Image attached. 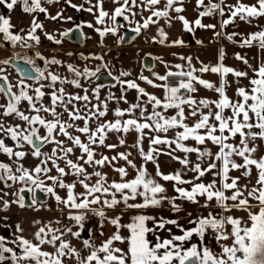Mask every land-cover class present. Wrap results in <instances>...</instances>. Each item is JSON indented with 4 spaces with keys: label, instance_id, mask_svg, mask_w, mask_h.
I'll return each mask as SVG.
<instances>
[{
    "label": "snow or ice",
    "instance_id": "1",
    "mask_svg": "<svg viewBox=\"0 0 264 264\" xmlns=\"http://www.w3.org/2000/svg\"><path fill=\"white\" fill-rule=\"evenodd\" d=\"M0 7L29 18L0 14V264H264V0ZM85 28L101 51H65ZM126 28L164 51L117 67L104 41ZM225 42L247 50L233 54L243 67ZM194 45L215 61L171 51ZM24 211L49 215L26 227Z\"/></svg>",
    "mask_w": 264,
    "mask_h": 264
},
{
    "label": "rangeland",
    "instance_id": "2",
    "mask_svg": "<svg viewBox=\"0 0 264 264\" xmlns=\"http://www.w3.org/2000/svg\"><path fill=\"white\" fill-rule=\"evenodd\" d=\"M106 7L110 8L111 4H106ZM1 14V13H0ZM188 15L191 17L193 15L191 8H189L188 11ZM205 22H209V21H205ZM264 23V22H262ZM180 30V26L179 24H177L172 30H171V34L173 37H175L178 32ZM240 31L244 32V31H251L252 29H249L247 25L241 24L240 26ZM154 31V30H153ZM229 31H231V28L229 29ZM198 37H208L211 35L210 32H198L197 33ZM186 40H190V37L188 35H185L184 37ZM118 37L109 35L105 38L104 43L111 48L112 52H111V56L114 57V61L115 63H117L118 67H123L125 69H139L141 67V63L142 58L144 57L145 54L151 52V53H159L162 50L161 48H159L158 46H149L148 44L144 43L142 41L141 38H137L131 45L128 46H117V41ZM205 42L207 43V40H205ZM227 43V42H225ZM112 46V47H111ZM229 46H227L226 50L228 53V58L226 60V63L229 65H234L237 67H243V65L239 64L238 61H236L233 56L229 55L230 52L228 51ZM101 50V49H99ZM138 50H142V52H140L139 55H137ZM171 51H191L193 54H198L201 59L205 60V62L207 61H215L216 58V47L214 46H210L207 49H198L195 45L193 46V48L191 50L189 49H172ZM247 51V50H246ZM243 52V51H241ZM255 53V49H252L251 52H249V55H253ZM170 58V57H169ZM162 71V69H161ZM147 74V73H146ZM206 78H210L212 80H216L217 77H215L214 75L212 76H208ZM149 91H152L151 88H149ZM135 93H131L130 94V99L132 98V96H134ZM201 95H209L211 96L212 93L210 92H202ZM132 137H129V140L131 142ZM115 140V137H113V141ZM31 162V161H30ZM169 192H171V189L169 188ZM14 211H16L14 209ZM34 215H38V216H47L49 215L46 212H41L38 214H34L30 211H24L20 213V219L25 221V226L27 227V221L32 219ZM18 217V216H17Z\"/></svg>",
    "mask_w": 264,
    "mask_h": 264
},
{
    "label": "crops",
    "instance_id": "3",
    "mask_svg": "<svg viewBox=\"0 0 264 264\" xmlns=\"http://www.w3.org/2000/svg\"><path fill=\"white\" fill-rule=\"evenodd\" d=\"M52 11L54 12V11H55V8H53ZM0 13H1V14H5V15H11L12 22H13L14 24L19 25V26H24V25H26L27 22H28V19H29L27 16H25V15L22 13L20 7L15 8L14 11H12L11 13H8L7 10H6L5 8L0 7ZM68 15H72V16H74V17L76 18V21H77V22H79L80 20H91V19H92V17H91L90 15L86 14V13H76V12H74L72 9H68ZM41 19H43V17H41ZM71 25H72V23H67V24H63L62 27H63V28H69ZM56 27H57L56 25H54V24H52V23H50V22H49V23H46V28H48V29H50V30H54ZM84 32H85L87 35L91 36V39H87V40H86L87 43H92V42H94V41L97 39V37H98L97 34H95L94 32H92L91 30H89V29H87V28L84 29ZM45 42H46V41H45ZM45 42H44V43H45ZM226 44H227V43H226ZM227 46H229L228 51L230 52L229 55H231V56H233L234 52H237V51H246V50L239 49V48H237V47H235V46H233V45H231V44H227ZM255 51H256V49H255ZM129 141H130V140H129ZM164 159H165L164 157L161 158L162 161H163ZM176 166L178 167V165H176ZM164 167H165V169L167 170V167H168V166H167V165H164ZM169 188L171 189L170 186H169ZM189 210H191V207H190V206H189ZM162 214L165 215V216L170 215V213L167 212L166 210L163 211ZM19 219H20V215H19V217H18V220H19ZM125 219H127V218H125ZM181 222L184 223V221H181Z\"/></svg>",
    "mask_w": 264,
    "mask_h": 264
},
{
    "label": "flooded vegetation",
    "instance_id": "4",
    "mask_svg": "<svg viewBox=\"0 0 264 264\" xmlns=\"http://www.w3.org/2000/svg\"><path fill=\"white\" fill-rule=\"evenodd\" d=\"M41 17H43V16H41ZM71 27H73V25H71L69 28H71ZM122 34L124 35V31L122 32ZM98 41H99V36L92 43H87L86 40L83 43L75 42V40H73V41L70 42L68 39H65L64 44H63V49L65 51L71 50V51H73L74 53H77V54H78L79 51H84L86 54L88 52H100L101 50H99V49H101V48L98 46ZM132 43H130V44H124L123 43L122 45L123 46H128V45H131ZM55 48H56V46L54 44H52L51 42L46 41L44 43V47H43L42 51H44V52H50V51H52ZM75 59H76V55L73 56V60H75ZM116 65H117V63H116ZM10 71H12V70L10 69ZM13 75H15V73H13ZM102 82L105 83V84L112 83V81H111L110 78L104 79ZM38 195L40 197H44L43 194H38ZM18 217H16V219H18Z\"/></svg>",
    "mask_w": 264,
    "mask_h": 264
},
{
    "label": "water",
    "instance_id": "5",
    "mask_svg": "<svg viewBox=\"0 0 264 264\" xmlns=\"http://www.w3.org/2000/svg\"><path fill=\"white\" fill-rule=\"evenodd\" d=\"M124 31V37H125V42H124V44H130L128 41H130L131 40V37L132 36H134L135 34L133 33V32H131L130 31V29H125V30H123ZM75 40V42H79V43H81V41L80 40H77V39H74ZM133 42V41H132ZM131 42V43H132ZM41 199H44L45 197H40Z\"/></svg>",
    "mask_w": 264,
    "mask_h": 264
}]
</instances>
